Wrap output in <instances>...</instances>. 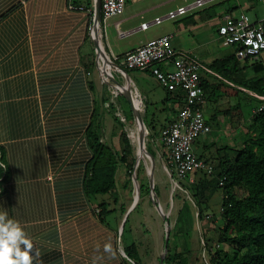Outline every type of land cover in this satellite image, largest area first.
<instances>
[{
	"label": "crops",
	"instance_id": "obj_1",
	"mask_svg": "<svg viewBox=\"0 0 264 264\" xmlns=\"http://www.w3.org/2000/svg\"><path fill=\"white\" fill-rule=\"evenodd\" d=\"M94 3L0 0V212L19 222L31 239L30 255L40 252L39 262L34 259L33 264H123L125 258L118 243L122 223L103 222L84 187L92 157L88 129L97 102L92 45L97 47L88 29L90 16L78 6ZM181 6L191 10L175 18L168 15ZM241 12L253 21L263 20L264 0H127L122 14L104 22L114 33L105 43L103 30L101 42L106 52L122 57L156 37L132 39L139 29L176 20L162 35L173 34L178 51L210 67L217 58L235 54L234 46L219 36L218 26L226 14ZM143 22L151 23L142 28ZM149 76L155 77L150 69L141 70L140 77ZM135 86L146 99V89ZM164 90L162 101L176 109L161 129L175 118L180 105L167 101ZM99 122L102 125V117ZM216 141L210 140L199 155ZM105 245H111V252Z\"/></svg>",
	"mask_w": 264,
	"mask_h": 264
},
{
	"label": "trees",
	"instance_id": "obj_2",
	"mask_svg": "<svg viewBox=\"0 0 264 264\" xmlns=\"http://www.w3.org/2000/svg\"><path fill=\"white\" fill-rule=\"evenodd\" d=\"M209 68L216 74L206 71L202 74L206 103L224 99L229 103L216 108L211 114V119H217L220 123L219 116L222 114L228 117L234 126H240L244 117V104L247 105L250 101H252L251 116L243 126L245 137L243 142L241 141V147L227 144L217 146V156H212L207 151L201 157L211 162L214 170L202 171L201 176L194 182L185 180L180 183L188 184L193 189L200 218L210 216V208L214 202L213 188L223 189L219 213L211 211L214 219L219 215L222 224L218 236L219 248L214 251L211 248L208 250L209 264H264V109L253 113V109L264 100L251 94L256 92L264 95V56L256 60H240L232 54L225 58H217ZM126 71L129 73L130 70ZM166 91L167 101L174 100L181 103V94L167 89ZM233 99L237 101L232 103ZM163 102L167 103L166 100ZM129 112L133 115L131 108ZM208 121L211 123L210 119ZM101 126L98 120L93 119L88 129L92 157L87 164L84 187L88 197L97 203L101 220L107 222L108 214L115 210L111 207V197L117 188L118 166L120 163L126 165L129 176L126 185H128L132 182V175L135 172L136 158L125 123L119 116L114 115L113 130L120 137L119 150L101 140ZM149 151L155 156L154 149L149 148ZM213 157H216L215 160ZM224 177H226L224 183L221 184V179ZM137 178H140L139 174ZM145 188L150 191L147 179L145 183L143 180L140 181L141 195ZM100 195H103V198L99 199ZM128 220L129 217L124 224L122 235L125 233ZM176 233L177 230L171 231L164 263L189 264L190 250L174 249L172 242L176 239ZM211 239V237L207 238V242ZM124 251L134 264H143L135 242L124 246ZM123 264L132 263L124 258Z\"/></svg>",
	"mask_w": 264,
	"mask_h": 264
},
{
	"label": "rangeland",
	"instance_id": "obj_3",
	"mask_svg": "<svg viewBox=\"0 0 264 264\" xmlns=\"http://www.w3.org/2000/svg\"><path fill=\"white\" fill-rule=\"evenodd\" d=\"M261 6L262 5H259L258 9L263 13ZM170 7L173 6L170 5ZM168 8L169 7L160 9L158 14L162 15ZM150 19V16L146 18V20ZM176 24V20L164 19L161 23H155L148 29H139L131 38L137 40L145 36L157 37L173 29ZM102 26L106 37V43L107 39L112 37L114 30L111 25L104 27V24H102ZM93 45L92 47L94 50L93 48L91 50H93L97 58V51L95 50V45ZM91 69L93 72L91 78L95 81L97 100L94 120H98L99 122L100 117H102L103 138L105 142L112 145L117 150L121 147L120 137L113 131L114 115H117L125 123V129L131 138L135 158H137V143L133 141L131 135V129L136 128V120L134 115L129 112L131 108L129 100L124 94H117V90L112 84H108L103 81L102 77L100 78V73L95 63H92ZM113 75L121 84L127 83V75L129 77L133 76L138 86L146 89L147 98L143 100L140 92L135 86L136 83L131 80V89L143 100L140 113L144 120L145 127L148 130L146 134L147 151L150 153V148L154 149L156 152L155 156H150L153 161L148 157L141 158L134 172L136 178L137 174H139L140 177L139 179L137 178V186L134 184L133 180L126 185L129 176L124 163H120L117 169V188L114 190L111 197V207H114L115 210L108 214L107 217V220L111 224L117 223V225H120L122 223L127 209H129L134 202L137 187L139 186L140 189L141 180H143L144 183L146 179L149 180L150 186V191H147V188H145L142 195L139 191L137 205L128 215L129 220L126 224L125 233L122 235L123 229L120 230V234L118 233L119 250L122 258L125 257L121 253L123 247L131 242H135L139 249L140 261H142L143 264H161L160 257L165 253V237L169 224L155 203V200H158L163 207V212L171 221V231L177 230L176 239L172 242L174 249L177 251L190 250L189 264H209L208 250L211 248L212 251H214L219 248L218 236L220 233V225L222 224L219 215L214 219V215L211 211L219 213L218 209H220V199L223 194V189L221 187L213 188L214 196L212 201L214 202L210 208V218H200L193 189H191L188 184L181 185L180 183V186L176 185L166 169V149L161 142V126L166 121L169 112H172L173 109L176 108L172 107V103L166 106V103L162 101V98L166 94L164 88L158 84L153 76L147 78L140 77L141 70H130L127 75L113 70ZM236 101L237 99H233L232 103ZM226 104L229 103H226L225 99L222 101L218 100L217 102L208 101L205 104V115L211 121L212 131L197 138L195 150L198 155L204 153V146L213 139H217V145H211L208 150L209 154L212 156H217V146L226 144L232 147L242 146L243 138L245 137L243 134V126L246 125L250 119L252 101L247 105L244 104V117L240 126H234L231 120L228 117H224L222 114L219 116L220 123L217 119H211L212 112L216 108ZM152 137L155 139V142L152 141ZM239 141H242L241 144ZM213 158L215 160L216 157ZM151 161L153 162V169H151ZM200 173L202 172L191 173V176L195 178L194 181L201 176ZM152 184H154L153 192L151 191ZM116 197H118L117 200ZM101 198H103V195L99 196V199ZM182 210L183 213H181ZM210 237L212 239L207 242V238ZM131 263L134 264L133 261H131Z\"/></svg>",
	"mask_w": 264,
	"mask_h": 264
},
{
	"label": "built area",
	"instance_id": "obj_4",
	"mask_svg": "<svg viewBox=\"0 0 264 264\" xmlns=\"http://www.w3.org/2000/svg\"><path fill=\"white\" fill-rule=\"evenodd\" d=\"M101 22H96V5L86 8L80 5L79 9L87 10L90 16L89 33L92 39L101 45L103 26L109 18L122 14L127 5V0H100ZM204 0H197L202 4ZM191 8L181 6L169 12L172 18L190 11ZM157 18L156 22H160ZM151 22H143L142 28H147ZM98 33V35H97ZM218 34L224 41L234 46L235 55L240 60H256L264 56V19L253 21L247 12L238 15L226 14L219 26ZM250 41V42H249ZM107 53L113 70L127 75L126 70L150 69L151 73L165 89L181 94V103L174 119L170 120L161 129V142L167 150L165 156L166 169L176 185L180 181H194L191 173L212 172L214 165L197 154L195 142L203 134L212 131V125L205 115L206 93L202 84L204 71L214 73L213 70L197 58L180 52L173 44V34H163L147 40L145 43L128 51L122 57ZM97 51V66L101 77L107 78L108 84H114L113 78L103 72L104 59ZM168 63L169 65H166ZM112 77H115L112 74ZM252 95L264 100V95L251 92ZM264 109V102L253 109L257 113ZM101 140L105 142L103 135ZM154 142V139L152 138ZM226 177L221 179L224 183ZM122 254L132 261L122 249Z\"/></svg>",
	"mask_w": 264,
	"mask_h": 264
},
{
	"label": "clouds",
	"instance_id": "obj_5",
	"mask_svg": "<svg viewBox=\"0 0 264 264\" xmlns=\"http://www.w3.org/2000/svg\"><path fill=\"white\" fill-rule=\"evenodd\" d=\"M33 247L19 222L8 218L7 212H0V264H33L34 259L39 262L38 250L30 255ZM105 251L111 252V245H105Z\"/></svg>",
	"mask_w": 264,
	"mask_h": 264
},
{
	"label": "bare ground",
	"instance_id": "obj_6",
	"mask_svg": "<svg viewBox=\"0 0 264 264\" xmlns=\"http://www.w3.org/2000/svg\"><path fill=\"white\" fill-rule=\"evenodd\" d=\"M101 45L103 48V43H101ZM100 53H102L101 55L103 56L104 63H105L104 68H103V72L112 78V74H113L112 70H111L112 64L109 60V57H108L107 53H105L104 49H103V51L100 50ZM127 79L128 80H127L126 84L115 83L116 84L115 88L120 94L127 95L133 101V103L135 104L137 109L140 110V112H141L142 100L138 97V95H136L134 93V91H132L131 84H130L131 81H130V78L128 77V75H127ZM104 81L107 82L106 77L104 78ZM140 114L141 113H139V118L136 121V128L131 129V135H132L133 141L137 143V154H138L137 156H138V159L141 161V158H147V157L150 158V155H149L147 148H146V141L147 140L145 141V147H142L140 145V141L143 140V136H145L148 133L147 128L145 127V125L142 122ZM152 161H151V163H152L151 169H153V162ZM136 195H137V192H136ZM136 198H137V196H136Z\"/></svg>",
	"mask_w": 264,
	"mask_h": 264
},
{
	"label": "water",
	"instance_id": "obj_7",
	"mask_svg": "<svg viewBox=\"0 0 264 264\" xmlns=\"http://www.w3.org/2000/svg\"><path fill=\"white\" fill-rule=\"evenodd\" d=\"M95 5H96V11H95L96 19H95V20H96V22H97V24H98V26H99V24H100V22H101V2H100V0H95ZM97 35H98V33H97ZM95 44H96V47H97V51H100V50L102 51L100 44H99L96 40H95ZM112 78H113V81H114L113 86L115 87V85H116L115 83H120V82H119L115 77H112ZM120 84H121V83H120ZM117 94H119L118 91H117ZM125 96L127 97V99H128L129 102H130V106H131V109H132V112H133L134 118H135V120L137 121L138 118H139L140 110L137 109V107L135 106V104L133 103V101H132L127 95H125ZM140 116H141L142 122H143V124H144V120H143V118H142V115L140 114ZM144 125H145V124H144ZM145 141H146V135L143 136V140L140 141V145H141L142 147H145ZM148 153H149V152H148ZM149 155L152 156L151 153H149ZM139 163H140V160L138 159V156H137V158H136V160H135V164H134V168H135V169H137ZM132 180H133L134 184L137 186V182H136V181H137V178H136V174H135V173H133V175H132ZM139 191H140V189H139V186H138V187H137V195H136L137 198H136V196H135V199H134L133 204H132L131 207L128 209V211L125 213V217H124V219H123L121 229H123L124 224H125V222H126V220H127V218H128V215L130 214V212L132 211V209L137 205V202H138V199H139ZM151 191H152V192L154 191V184H152V189H151ZM152 196H153V195H152ZM153 198H154V196H153ZM154 199H155V198H154ZM155 203H156L157 207L159 208L160 212L164 215V218H166L167 223L169 224V226L167 227V232H166V237H165V253L160 257V262H161V264H165V263H164V260H165L166 253H167V251H168V244H169V239H170V235H171L170 220L167 218L166 214L163 212V207H162V205L160 204V202H159L158 200H155Z\"/></svg>",
	"mask_w": 264,
	"mask_h": 264
}]
</instances>
